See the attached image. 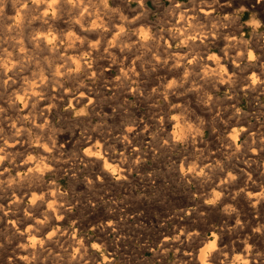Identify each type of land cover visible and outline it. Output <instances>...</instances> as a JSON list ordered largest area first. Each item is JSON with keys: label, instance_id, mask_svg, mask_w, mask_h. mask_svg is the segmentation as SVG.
Returning <instances> with one entry per match:
<instances>
[{"label": "clouds", "instance_id": "1", "mask_svg": "<svg viewBox=\"0 0 264 264\" xmlns=\"http://www.w3.org/2000/svg\"><path fill=\"white\" fill-rule=\"evenodd\" d=\"M217 2L167 0V7L160 3L153 11L148 0H0V198L7 200L0 203V264H121L106 241L95 242L86 233L73 237L74 217L70 229L58 226L77 208L59 176L83 177L92 191L109 180H126L123 173L144 162L134 141L145 134L149 150L175 157L169 168L195 189V203L181 209V219L198 210L207 216L202 209L221 217L206 228L184 223L166 237L176 247L164 251L188 249L182 264H264V251L244 235L250 230L264 238V223L241 219L238 207L243 194L256 209L264 186L249 191L256 184L252 173L231 163L235 158L251 168L254 161L242 154L246 146L253 153L257 149L247 140L237 142L244 129L218 131L241 116V109L233 104L229 111L226 102L241 91H264V32L253 19L250 36L233 34L231 17L212 15ZM205 6L212 11L205 12ZM105 64L118 69L112 81L104 80ZM109 84L114 96L131 93L147 102L150 122H137L131 102L117 101L127 117L122 130L114 134L106 123L92 125L78 148L67 153L56 137L60 102L67 96L77 104L85 97L91 103V93ZM220 86L228 89L223 98ZM76 115L77 122L83 117L90 124L98 114L93 105ZM105 127L107 135L93 140ZM209 136L220 148L211 146ZM242 178L243 186H237ZM97 227L116 231L111 223ZM241 245L243 254H235Z\"/></svg>", "mask_w": 264, "mask_h": 264}, {"label": "rangeland", "instance_id": "2", "mask_svg": "<svg viewBox=\"0 0 264 264\" xmlns=\"http://www.w3.org/2000/svg\"><path fill=\"white\" fill-rule=\"evenodd\" d=\"M182 2L187 4L188 0H182ZM209 2H211V0H209ZM160 3L165 7L168 6L167 0H148V6L152 8L153 11L156 10ZM216 4L213 5V9L216 8L212 11V15L231 17V20L227 23H230L231 28L235 30L233 34L245 38L250 36L252 29L248 22L253 19L260 21L262 27L259 31L264 32V5L261 9H256L251 4H246L243 0H218ZM188 6L190 7L191 5ZM133 7H135V5H133ZM204 8L208 9L206 6ZM9 10L8 14L12 15L11 7H9ZM201 18L203 19L204 16L201 15ZM11 22L12 21H4V24H9ZM2 28L3 25H0V29ZM105 68H108V70L106 74H103V76L105 75L104 80H114L115 76L118 75V69L116 67H111V69L107 64L104 65V69ZM262 79H264V77H262ZM226 88L227 86H220L219 95L221 98H223L224 92L228 91ZM114 91L116 90L112 84H109L107 88H104L102 85L98 86L91 93V103L85 97L81 98L80 103L77 104L75 100L70 97L67 98L66 96L65 99L60 102L59 111L61 114L55 116V123L58 128L56 133L58 146L60 147L62 141H64L66 142L64 145H67L64 148L63 145L61 146L64 151L69 154L75 151L82 143L80 140H83V131L85 128L91 127L92 125L106 123L107 126L112 128L114 134H116V131L122 130V120L127 117L123 111L118 108L117 101L120 103L131 102L129 112L137 122L140 120L149 121L152 110L147 107V102L142 100L139 102V99L135 98L131 93H124L116 98V96L113 95ZM233 104L241 109L239 123L236 120H232L228 125H221L222 129L220 128L218 131L223 132L226 129L227 132H231L237 128H245L244 131H242L243 134L240 132L239 141L237 142L243 144L244 141L247 140L250 142L248 144L252 145H250L251 147L257 149L256 153H262L260 158V163L262 165L264 163V151H261V149L264 148V145H260V139L264 136V91L250 92L247 95L241 91L236 97L234 96L233 100L226 102L224 107L229 109V111H234L231 107ZM93 105L95 108L94 112L98 115H95V118L91 120L90 124H86L83 117L77 122L76 113L86 108L91 109ZM125 107H128V105H125ZM55 111L57 110H52L49 119H52V116L56 113ZM244 121H246V123ZM107 131L108 129L105 127L100 130L99 134L94 133L93 140L99 139V135H103V133L107 135ZM253 132L255 133V139L257 138L256 144L254 145L252 144ZM208 135H210V133L206 131L205 137L207 138ZM144 137H140L134 142L139 143L141 146L144 162L137 167H133L131 172L123 173V175L127 176L126 181L109 180L104 185V188L98 191H92L89 189L88 185L83 182V177L75 179L72 177L71 173L59 176V183L62 186V190H68L70 196H72L77 203V208L74 209L70 217H66V221L63 222L61 228L66 230L70 229L72 227L71 217H74L76 225L73 237L86 233L88 238H91L95 242L106 241L109 246L108 251L114 253L117 259L121 261V264H131L133 258L135 259L134 264H182V257L183 259H188V257L183 255V251L188 249L181 247L180 252H175L174 250L164 251V249H174L176 245L170 240H167V243H162L163 238L166 239L169 235L174 234V230L178 227H186L184 223H186L189 228H206L209 222H220L221 217L215 214L211 209H202L208 212V215L204 218L199 216L198 210L197 213H193L192 217L186 218L185 220L181 219L183 212L180 210L185 209L184 211H186L195 203L192 200V192H194L195 189L186 186L179 179L178 172L169 168L171 160L175 159V157L163 150L158 155L154 154L149 150L147 144L150 137L147 136V134H145ZM211 137L212 136L208 138L214 143L211 142V146L217 149L220 148L219 140L217 142L215 137ZM119 150H123L122 147H119ZM247 153L249 154L250 151H247L246 146L242 154L244 156L243 159L249 158ZM233 160H235V158ZM241 162L242 161L235 160L231 163L236 168H240L243 167V163ZM261 175L262 174H260L257 183L259 185L261 184L260 186H264V175ZM91 199L96 205L95 207H91V205L87 203V201ZM105 201L108 203H105ZM112 201H115V203H111ZM239 201L240 199L238 198V207H240L242 213L245 214ZM80 202H83V206H81ZM0 203L7 204V200L0 198ZM109 208H111L112 211H108ZM10 218L11 216L6 219ZM108 219L111 220L112 225L116 227L115 232L112 230V227L107 228L103 232L97 227L98 225L105 224ZM192 220H195L196 224H193ZM0 227H2V225H0ZM253 242L257 248L264 251V238H257L256 236L251 241V243ZM97 255H99V253H97Z\"/></svg>", "mask_w": 264, "mask_h": 264}, {"label": "bare ground", "instance_id": "3", "mask_svg": "<svg viewBox=\"0 0 264 264\" xmlns=\"http://www.w3.org/2000/svg\"><path fill=\"white\" fill-rule=\"evenodd\" d=\"M246 4H251L254 8H256V9H261V7L264 5V0H243ZM217 5V4H216ZM221 6H223V5H221ZM230 6V5H229ZM237 6H239V5H237ZM242 6V5H241ZM191 7V6H190ZM264 7V6H263ZM216 8V7H215ZM214 8V9H215ZM242 8V7H241ZM220 9V8H219ZM10 11V10H9ZM204 11L205 12H208V11H212V10H210V9H206V8H204ZM224 11H226V10H224ZM11 13H13V12H11ZM201 15L203 16V13H201ZM227 15V14H226ZM112 69V68H111ZM108 70V68H105L104 69V72H103V74H106V71ZM110 72V71H109ZM113 72V71H112ZM111 72V73H112ZM117 73V72H116ZM108 75V74H107ZM105 76V75H104ZM110 76V75H109ZM108 76V77H109ZM111 78V77H110ZM227 89V88H226ZM108 93V92H107ZM112 97V96H111ZM122 97V96H121ZM236 97V96H235ZM68 98V97H67ZM110 98V97H109ZM113 98H115V97H113ZM116 98H117V96H116ZM124 99V98H123ZM126 100V99H125ZM70 101H71V99H70ZM69 101V102H70ZM97 101V100H96ZM110 101V100H109ZM141 100H139V102H140ZM116 102V101H115ZM111 103H114V102H111ZM235 103H236V101H235ZM61 104V103H60ZM96 105V104H95ZM232 106V105H231ZM95 109V108H94ZM97 109V108H96ZM56 112V111H55ZM244 112V111H243ZM144 114V113H143ZM145 115V114H144ZM247 115V114H246ZM52 116V115H51ZM138 117H140V116H138ZM247 117V116H246ZM243 118V117H242ZM140 119V118H139ZM243 120V119H242ZM141 121V120H140ZM238 122V121H237ZM236 122V123H237ZM245 123H246V121H244ZM250 122V121H249ZM239 123V122H238ZM251 123V122H250ZM82 124V123H81ZM249 124V123H248ZM247 124V125H248ZM252 124V123H251ZM259 124V123H258ZM231 125V124H230ZM243 126V125H242ZM253 126V125H252ZM122 127V126H121ZM232 127V126H231ZM237 127V126H236ZM258 127V126H257ZM260 127V126H259ZM82 128V127H81ZM222 129V128H221ZM233 129H235V128H233ZM233 129H231V130H233ZM245 129V128H244ZM252 129V128H251ZM259 129V128H258ZM264 129V128H263ZM262 129V130H263ZM229 130V129H228ZM253 130V129H252ZM256 130V129H255ZM261 131V130H260ZM259 132V131H258ZM65 133V132H64ZM242 133V132H241ZM247 133V132H246ZM254 133V132H253ZM252 133V134H253ZM77 134V133H76ZM243 134V133H242ZM255 134V133H254ZM264 134V133H263ZM71 135V134H70ZM95 135H97V134H95ZM248 135H250V134H248ZM260 135V134H259ZM60 136V135H59ZM66 136V135H65ZM68 136V135H67ZM72 137V136H71ZM210 137V136H209ZM208 137V138H209ZM213 137V136H212ZM211 137V138H212ZM247 137V136H246ZM261 137V136H260ZM62 138V137H61ZM97 138V137H96ZM145 138V137H144ZM143 138V139H144ZM239 138V137H238ZM59 139V138H58ZM72 139H74V138H72ZM139 139V138H138ZM257 139V138H256ZM61 140V139H60ZM67 140V139H66ZM216 140V139H215ZM69 141H71V140H69ZM76 141V140H75ZM80 141H82V140H80ZM147 141V140H146ZM239 141V140H238ZM251 141V140H250ZM79 142V141H78ZM135 142V141H134ZM140 142V141H139ZM212 142V141H211ZM218 142V141H217ZM64 143H66V142H64V141H62V143H61V146L63 145V148L65 147V146H67L66 144L64 145ZM213 143V142H212ZM248 143H250V142H248ZM214 144V143H213ZM218 145V144H217ZM251 145V144H250ZM261 145V144H260ZM60 146V147H61ZM252 146V145H251ZM215 147H216V145H215ZM220 147V146H219ZM260 147V146H259ZM263 147V146H262ZM67 148V147H66ZM246 148V147H245ZM262 151V150H261ZM147 152V151H146ZM257 152V151H256ZM253 153V152H250L249 154L247 153V155H249V158H248V160H251V161H254V163L252 164V167L251 168H248L247 167V165H245V164H243V167H240V168H244L246 171H249V172H251L252 173V177H253V179L254 180H256V184H254V185H250L249 186V191H253V192H260L261 190H262V187L257 183V180L260 178V174H262V173H264V163L261 165V163H260V158H261V154H259V153ZM150 154V153H149ZM149 156V155H148ZM244 157V156H243ZM247 159V158H246ZM233 161H235V160H233ZM264 161V160H263ZM242 163V162H241ZM240 164V163H239ZM145 166V165H144ZM137 169V168H136ZM139 169H140V167H139ZM237 169H239V168H237ZM138 170V169H137ZM144 170V169H143ZM259 174V175H258ZM262 176V175H261ZM147 179H149V178H147ZM123 181V180H122ZM126 181V180H125ZM112 182V181H111ZM118 183V182H117ZM264 184V183H263ZM238 185L239 186H243V178L241 179V181L240 182H238ZM120 186H121V184H120ZM117 187V186H116ZM189 191V190H188ZM94 198V197H93ZM189 199V198H188ZM240 199V201H239V203H241V205L240 206H242L243 207V209L242 210H244L243 212L245 213V214H243L242 216H241V219H246V220H249V223H252L253 225H255L256 223L257 224H259V223H264V217H263V213H264V200H261V203H260V205H257V208L256 209H251L250 208V205H249V202H248V199H247V197H244L243 196V194H241V197L239 198ZM92 200V199H91ZM192 201V200H191ZM186 202V201H185ZM184 204V203H183ZM190 206V205H189ZM187 207V206H186ZM98 210V209H97ZM104 210V209H103ZM127 210H128V208H127ZM185 210V209H184ZM109 211V210H108ZM174 211V210H173ZM181 211V210H180ZM187 211V210H186ZM104 212H106V211H104ZM114 212V211H113ZM117 212V211H116ZM257 212L259 213V216L257 215ZM112 213V212H111ZM115 213V212H114ZM125 213V212H124ZM106 214V213H105ZM127 214V213H126ZM121 215V214H120ZM170 215V214H169ZM181 215V214H180ZM113 216V215H112ZM138 216V215H137ZM175 216H178V215H175ZM80 217V216H79ZM116 217V216H115ZM165 217V216H164ZM170 217V216H169ZM78 218V217H77ZM172 218V217H171ZM204 218V217H203ZM169 219V218H168ZM202 219V218H201ZM200 219V220H201ZM72 220V219H71ZM177 220V219H176ZM221 220V219H220ZM168 221V220H167ZM174 221V220H173ZM193 221V220H192ZM209 221V220H208ZM63 222L64 221H58L57 223H58V226H62V224H63ZM113 222H115V221H113ZM191 222V221H190ZM108 223H111L112 224V221L111 220H107L106 222H105V224H108ZM204 223H206V222H204ZM219 223V222H218ZM198 224V223H197ZM80 225V224H79ZM94 225V224H93ZM96 225V224H95ZM177 226V225H176ZM181 226V225H180ZM109 228V227H108ZM120 228V227H119ZM165 228V227H164ZM175 228V227H174ZM179 228V227H178ZM199 228H201V227H199ZM87 231V230H86ZM80 232V231H79ZM111 232V231H110ZM163 233V232H162ZM161 233V234H162ZM85 234V233H84ZM97 234V233H96ZM244 235H247V236H252L253 237V239L256 237V236H258V234H253V233H251L250 232V230L249 231H246L245 233H244ZM163 238V237H162ZM183 238V237H182ZM240 239H243V236H241V238ZM252 239V240H253ZM104 240V239H103ZM159 240V239H158ZM252 240H249V243H251V241ZM261 241V240H260ZM100 242V241H99ZM167 243V239H165V238H163V241H162V243ZM262 242V241H261ZM238 243H239V241H238ZM263 244V243H262ZM258 245V244H257ZM166 246V245H165ZM169 247H170V245H169ZM262 247V246H261ZM157 248H159V247H157ZM161 249V248H160ZM160 251V250H159ZM186 251H188V250H186ZM186 251H183L184 253L186 252ZM161 253V252H160ZM183 253V254H184ZM162 254V253H161ZM177 254V253H176ZM235 254H237V255H242L243 254V245H241V246H239V248H237L236 249V253ZM176 256V255H175ZM178 259V258H177ZM158 261H160V260H158ZM179 261V260H178ZM182 262V261H181ZM20 264H24V261H20L19 262ZM179 264V263H178Z\"/></svg>", "mask_w": 264, "mask_h": 264}]
</instances>
